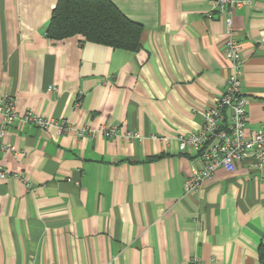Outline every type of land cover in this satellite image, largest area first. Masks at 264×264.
<instances>
[{"label": "crops", "instance_id": "obj_1", "mask_svg": "<svg viewBox=\"0 0 264 264\" xmlns=\"http://www.w3.org/2000/svg\"><path fill=\"white\" fill-rule=\"evenodd\" d=\"M56 1L0 0V95L71 128L12 122L0 136L14 148L0 150V165L31 185L0 180V264H263L264 160L246 157L184 191L198 164L178 136L197 132L230 73L224 16L209 0H110L142 26L131 51L50 39ZM232 30L255 131L264 0L237 8Z\"/></svg>", "mask_w": 264, "mask_h": 264}, {"label": "built area", "instance_id": "obj_2", "mask_svg": "<svg viewBox=\"0 0 264 264\" xmlns=\"http://www.w3.org/2000/svg\"><path fill=\"white\" fill-rule=\"evenodd\" d=\"M253 0H209V3L224 16L226 24V38L223 42V55L230 63V73L226 79L225 88L215 105L200 113L202 124L196 133L189 136H178L180 151L193 154L197 162L190 175L185 179L184 191L193 192L199 188L201 182L210 177L218 168L234 171L236 162L253 156L258 162L264 160V122L255 131L246 130L247 97L241 91L240 73L243 66L241 47L232 30V16L234 11ZM0 136L6 132V127L12 122L33 123L41 129L57 126L58 131H71L65 122L56 123L50 118L35 113L19 114L14 100L0 95ZM106 136L116 133V128L103 129ZM126 137H138L136 132H128ZM0 150L12 151V145L0 144ZM24 180L17 173H9L0 165V180L9 178ZM25 181V180H24ZM25 185L31 188L29 182ZM190 264H200L196 258Z\"/></svg>", "mask_w": 264, "mask_h": 264}, {"label": "trees", "instance_id": "obj_3", "mask_svg": "<svg viewBox=\"0 0 264 264\" xmlns=\"http://www.w3.org/2000/svg\"><path fill=\"white\" fill-rule=\"evenodd\" d=\"M142 26L126 17L110 0H57L46 35L58 40L81 35L86 40L135 51ZM264 264V246L259 251Z\"/></svg>", "mask_w": 264, "mask_h": 264}]
</instances>
